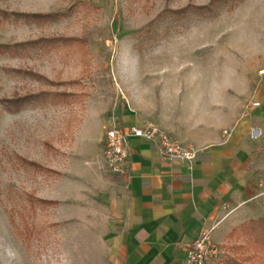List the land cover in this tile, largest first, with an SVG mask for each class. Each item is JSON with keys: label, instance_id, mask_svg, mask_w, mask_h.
Masks as SVG:
<instances>
[{"label": "rangeland", "instance_id": "1", "mask_svg": "<svg viewBox=\"0 0 264 264\" xmlns=\"http://www.w3.org/2000/svg\"><path fill=\"white\" fill-rule=\"evenodd\" d=\"M0 10L10 13L0 44L79 39L0 54V264H112L117 175L104 162L106 133L129 108L148 116L162 106L167 84L191 110L252 112L264 141V0H0ZM42 91L73 95L2 103ZM256 175L249 219L264 217V169ZM230 233L213 238L218 264H264L253 238Z\"/></svg>", "mask_w": 264, "mask_h": 264}, {"label": "crops", "instance_id": "2", "mask_svg": "<svg viewBox=\"0 0 264 264\" xmlns=\"http://www.w3.org/2000/svg\"><path fill=\"white\" fill-rule=\"evenodd\" d=\"M159 94L162 106L148 116L125 110L121 127L159 125L199 150L198 157L190 168L165 159L155 143L131 138L129 176H116L114 186L112 264H183L184 243L207 230L225 241L252 218L256 174L264 169L262 136H250L257 115H239L236 107L224 118L221 109L191 110L178 84H167Z\"/></svg>", "mask_w": 264, "mask_h": 264}, {"label": "built area", "instance_id": "3", "mask_svg": "<svg viewBox=\"0 0 264 264\" xmlns=\"http://www.w3.org/2000/svg\"><path fill=\"white\" fill-rule=\"evenodd\" d=\"M252 108L256 111L262 109L261 102H252ZM262 134L261 128H251L250 136L253 139L260 138ZM131 138H142L155 143L165 159L186 162L190 168H193L198 157L199 150L183 143L159 125L147 123L127 129L114 125L107 131L104 145V162L108 171L114 175L129 176ZM211 231H203L195 240L184 243L186 256L183 264H218L222 260L224 251L213 239Z\"/></svg>", "mask_w": 264, "mask_h": 264}, {"label": "trees", "instance_id": "4", "mask_svg": "<svg viewBox=\"0 0 264 264\" xmlns=\"http://www.w3.org/2000/svg\"><path fill=\"white\" fill-rule=\"evenodd\" d=\"M216 1V0H213ZM206 7H202L201 9H205ZM16 17H24L26 19H34L35 21H43V20H53L55 19L58 14L57 13H33V14H22V13H13ZM10 13L7 11L0 10V17L1 18H9ZM79 41L76 37H47V38H38L37 40H33L27 43H16V44H0V54L12 52L16 49L23 48L27 46L31 47H53L58 44H68L70 42ZM30 74L32 72H29ZM32 75V74H31ZM37 77H40L38 74H34ZM73 94L70 92H49V91H42L38 93H29L22 97H16L11 99H5L2 103L5 107H8L10 110H19L20 108L24 107L27 104H34V103H45L48 102L50 99L52 101H67ZM31 165L35 167H42L40 164L28 161ZM54 203V201H49ZM231 237H249L253 238L252 241V248L258 252H261L262 255L264 254V217H260L257 219H249L247 222L238 225L235 227L232 232L230 233ZM238 250L242 249V247L238 246ZM249 257H244L242 260L238 259H230L225 261L223 264H245V261L249 260Z\"/></svg>", "mask_w": 264, "mask_h": 264}]
</instances>
